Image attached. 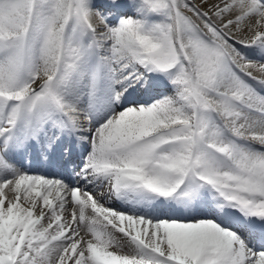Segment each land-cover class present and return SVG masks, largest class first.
I'll return each instance as SVG.
<instances>
[{"label":"snow or ice","instance_id":"obj_1","mask_svg":"<svg viewBox=\"0 0 264 264\" xmlns=\"http://www.w3.org/2000/svg\"><path fill=\"white\" fill-rule=\"evenodd\" d=\"M253 69L264 0H0V264H264Z\"/></svg>","mask_w":264,"mask_h":264},{"label":"bare ground","instance_id":"obj_2","mask_svg":"<svg viewBox=\"0 0 264 264\" xmlns=\"http://www.w3.org/2000/svg\"><path fill=\"white\" fill-rule=\"evenodd\" d=\"M193 1H194V0H193ZM197 1H198V0H195V2H197ZM256 60H257V62H259V58H258V57L256 58ZM252 74H253L254 76H257L258 78L261 77V78L264 79V74H261V73L257 72V71L254 70V69L252 70ZM249 79H250V81L253 83V85H254L255 87H257V89L259 90L260 86H259L258 83H256V80H251V78H249ZM26 167H27V166H26ZM73 167H74V165H70V166L68 167L67 171L64 172V176H65V178H68V177H69V175H70V173H71ZM54 171H56V170H54ZM103 191H104V192H107V189H103ZM110 203L112 204L113 207H117V208H122V207H123V205H121L120 202L111 201Z\"/></svg>","mask_w":264,"mask_h":264},{"label":"rangeland","instance_id":"obj_3","mask_svg":"<svg viewBox=\"0 0 264 264\" xmlns=\"http://www.w3.org/2000/svg\"><path fill=\"white\" fill-rule=\"evenodd\" d=\"M193 2H195V0H194ZM197 2H198V1H197ZM260 79H262V78H260Z\"/></svg>","mask_w":264,"mask_h":264}]
</instances>
